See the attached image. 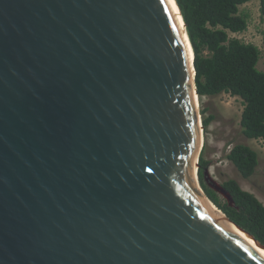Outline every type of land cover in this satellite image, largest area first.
<instances>
[{
  "label": "water",
  "instance_id": "water-1",
  "mask_svg": "<svg viewBox=\"0 0 264 264\" xmlns=\"http://www.w3.org/2000/svg\"><path fill=\"white\" fill-rule=\"evenodd\" d=\"M175 2L0 0V264H264L202 186Z\"/></svg>",
  "mask_w": 264,
  "mask_h": 264
},
{
  "label": "trees",
  "instance_id": "trees-1",
  "mask_svg": "<svg viewBox=\"0 0 264 264\" xmlns=\"http://www.w3.org/2000/svg\"><path fill=\"white\" fill-rule=\"evenodd\" d=\"M187 25V31L195 53L196 85L200 97L223 93L239 97L243 111L240 131L246 141L237 142L226 154L239 174L244 178L258 171L259 153L248 140H264V70L258 67L262 49L236 34L249 27V14L241 6L251 0H176ZM264 19V0H259ZM205 131L215 115L201 111ZM200 155L199 176L210 199L236 224L250 232L264 244V203L252 192L241 187L234 178H227L223 186L233 197L230 204L219 193L207 186L204 170L212 162Z\"/></svg>",
  "mask_w": 264,
  "mask_h": 264
},
{
  "label": "rangeland",
  "instance_id": "rangeland-1",
  "mask_svg": "<svg viewBox=\"0 0 264 264\" xmlns=\"http://www.w3.org/2000/svg\"><path fill=\"white\" fill-rule=\"evenodd\" d=\"M241 10L249 14V27L244 33L235 36L255 43L262 49L258 67L264 70V19L261 16L259 0L247 2L241 6ZM204 108L207 116L214 114L216 118L204 135V146L207 143L205 156L212 162L210 168L214 179L223 183L227 178H234L243 189L254 193L264 203V140H248L257 149L260 160L257 173L250 178L242 177L225 157L232 145L246 141L239 134L242 100L227 93L204 97L203 100L200 97L201 111Z\"/></svg>",
  "mask_w": 264,
  "mask_h": 264
},
{
  "label": "bare ground",
  "instance_id": "bare-ground-1",
  "mask_svg": "<svg viewBox=\"0 0 264 264\" xmlns=\"http://www.w3.org/2000/svg\"><path fill=\"white\" fill-rule=\"evenodd\" d=\"M173 1V3H174V5H175V8H176V10H177V13H178V15H179V18H180V20H181V23H182V25H183V27H184V23H183V20H182V18H181V15H180V13H179V10H178V7H177V5H176V2H175V0H172ZM186 36V35H185ZM186 40H187V37H186ZM208 201V200H207ZM209 202V201H208ZM210 203V205L215 209V207L211 204V202H209ZM230 224V223H229ZM231 226H233L234 228H236V229H238L237 227H235L234 225H232V224H230ZM239 230V229H238ZM240 231V230H239ZM242 232V231H241ZM243 233V232H242ZM245 234V233H244ZM246 235V234H245ZM246 236H248V235H246ZM249 237V236H248ZM250 238V237H249ZM251 239V238H250ZM252 241H253V239H251ZM255 244H256V242L255 241H253ZM257 245V244H256ZM258 246V245H257ZM258 248L264 253V249H262V248H260L259 246H258Z\"/></svg>",
  "mask_w": 264,
  "mask_h": 264
}]
</instances>
